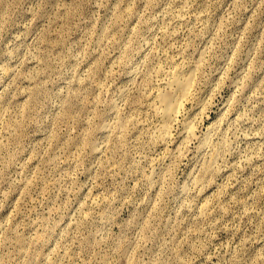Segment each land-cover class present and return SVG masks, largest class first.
Masks as SVG:
<instances>
[{"label":"rangeland","instance_id":"374dc122","mask_svg":"<svg viewBox=\"0 0 264 264\" xmlns=\"http://www.w3.org/2000/svg\"><path fill=\"white\" fill-rule=\"evenodd\" d=\"M0 264H264V0H0Z\"/></svg>","mask_w":264,"mask_h":264},{"label":"bare ground","instance_id":"6f19581e","mask_svg":"<svg viewBox=\"0 0 264 264\" xmlns=\"http://www.w3.org/2000/svg\"><path fill=\"white\" fill-rule=\"evenodd\" d=\"M170 86V92L167 94H160V103L155 106V111L161 118V124L158 126V132L160 138H166L170 133L171 125L176 116L181 111L184 102L190 97V77L181 78L177 72H171V79L168 82ZM181 113V112H180ZM186 132L190 135L194 133L193 122H189L185 126ZM203 145L212 146L209 137H206ZM216 154L215 149L212 147V158L208 164V168L214 169V156Z\"/></svg>","mask_w":264,"mask_h":264}]
</instances>
